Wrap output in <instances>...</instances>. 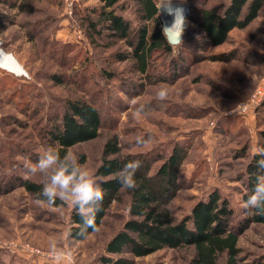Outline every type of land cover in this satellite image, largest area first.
I'll return each instance as SVG.
<instances>
[{"label": "rangeland", "instance_id": "rangeland-1", "mask_svg": "<svg viewBox=\"0 0 264 264\" xmlns=\"http://www.w3.org/2000/svg\"><path fill=\"white\" fill-rule=\"evenodd\" d=\"M226 2L172 0L186 8L182 44L172 45L171 52L173 62L183 65L178 76L168 80L157 63L149 80L132 71V61L115 62L109 55L125 50L122 43L110 49L90 43L80 14L97 6V1L0 0V16L6 25L0 29V51L11 53L28 73V77L15 76L0 68L4 71H0V178H26L24 164L35 163L48 148L45 131L55 114L67 99L82 98L99 109V135L68 152L76 155L91 176L102 145L111 135L116 134L123 154L154 152L155 156L160 151L166 155L174 142H187L190 148L178 173L179 190L170 203L174 219L179 220L208 191L217 189L233 209V223L240 224L245 217L243 186L236 178L246 159L235 155L242 146L247 154L256 152L259 131L264 130V92L247 111L235 109L251 102L252 95L264 88V5L249 26L232 30L222 45L203 47L202 33L191 20L197 9ZM159 4L160 0L157 8L163 31ZM117 8L136 28L134 0H124ZM229 54L234 55L230 61L211 59ZM84 57L91 58L90 64H83ZM98 66L115 76L104 81ZM55 75L61 83L52 79ZM160 87L168 89L164 102L176 103L178 115L164 112L163 104L157 102L136 115L133 100L145 104L156 99ZM138 136L151 137V142L139 146ZM156 166L157 162L152 168ZM27 179L41 183L38 176ZM127 200L112 204L98 231L75 242L67 237L70 204L63 208L38 205L23 188L0 196V264H56L50 251L53 240L65 251L61 264H101L104 244L126 219ZM237 246L239 264H264V226L248 225ZM192 256V248H164L135 258L132 264H189Z\"/></svg>", "mask_w": 264, "mask_h": 264}, {"label": "trees", "instance_id": "trees-1", "mask_svg": "<svg viewBox=\"0 0 264 264\" xmlns=\"http://www.w3.org/2000/svg\"><path fill=\"white\" fill-rule=\"evenodd\" d=\"M95 1L98 2L97 6L80 14L85 34L93 47L110 49L122 43L125 50H114L109 54L115 62L127 59L132 61V71L149 80L152 79L150 71L157 63L163 69L161 75L168 80L178 76L183 64L173 62L171 57L172 45L165 39L158 18V0H134L139 20L136 28L131 27L128 20L117 11V7L124 0ZM263 5L264 0H228L223 5L197 9V15L195 14L191 22L202 33L201 45L216 47L227 41L232 30H242L249 26L259 16ZM122 8L120 6L119 10ZM5 27V17L0 16V29ZM233 57V54H229L211 59L230 61ZM90 62L91 58L84 57L82 63L88 65ZM181 62L186 61L183 59ZM98 67V75L104 81L115 76L113 71ZM51 77L55 82L61 83L58 76ZM154 102L162 103L164 112L169 110L178 115L180 111L177 109L178 105L173 101L170 103V100L161 102L151 99L145 105L152 106ZM100 127V112L94 103L82 98L67 99L63 109L55 114L50 128L45 131L48 148H54L63 156L75 145L96 139ZM258 146H264V130L259 131ZM188 147L190 148L187 142L177 141L166 155L160 151L155 156L154 152L123 154L116 134L104 141L99 164L92 176L104 192L102 208L96 215L97 228H100L112 204H121L125 197L128 200L126 219L104 244L103 255L99 258L101 264H132L135 258L164 248H192L193 256L189 264H239V235L251 223L264 226V214L244 209L245 217L235 226L229 201L217 189H212L194 203L187 214L175 220L170 203L179 190L178 173ZM235 157L246 159L244 170L236 178L243 186L241 200L244 202L253 193L257 177L264 175V171L257 167L256 160L259 157L255 152L247 154L246 146L238 149ZM130 161L140 162L135 174L137 187L134 190H125L118 182L116 174ZM155 162L158 166L152 168ZM17 188H23L34 200L38 197L43 199L39 196L42 191V184L39 182L21 177L8 178L7 175L0 178V196ZM65 206L66 203L57 200L50 207ZM68 216L67 237L70 240L81 242L96 232L89 229L86 238L80 236L81 218L73 207Z\"/></svg>", "mask_w": 264, "mask_h": 264}, {"label": "clouds", "instance_id": "clouds-1", "mask_svg": "<svg viewBox=\"0 0 264 264\" xmlns=\"http://www.w3.org/2000/svg\"><path fill=\"white\" fill-rule=\"evenodd\" d=\"M164 10L167 14L174 16L170 27L163 29L165 39L168 32L177 34L178 43L182 44L180 37L186 24L183 9L173 8L172 0H160L159 12ZM169 95L166 87H160L156 93L157 101H165ZM136 115L145 113L147 105L139 104L133 100ZM151 142V137L138 136L136 143L143 146ZM255 155L258 169L264 171V146L256 148ZM140 167L139 161H130L116 174L121 187L125 190H134L137 187L135 174ZM25 177L38 176L42 184V191L36 200L39 204L52 206L57 200L70 204L81 218L79 235L87 236L89 229L98 231L96 215L102 208L104 192L100 185L92 178L89 171L78 162V158L72 152H66L63 156L52 147L44 150L35 163L24 164ZM245 210H256L258 214H264V175L257 177L253 193L242 205ZM50 251L56 264H61L65 259V251L53 240Z\"/></svg>", "mask_w": 264, "mask_h": 264}, {"label": "water", "instance_id": "water-1", "mask_svg": "<svg viewBox=\"0 0 264 264\" xmlns=\"http://www.w3.org/2000/svg\"><path fill=\"white\" fill-rule=\"evenodd\" d=\"M162 27L163 29L165 28L164 24ZM178 38L181 40L182 35ZM166 40L170 45L178 44L177 34L175 32H168ZM0 68L15 76L28 77L27 71L18 63L17 59L11 53L3 52V55L0 58Z\"/></svg>", "mask_w": 264, "mask_h": 264}, {"label": "built area", "instance_id": "built-area-1", "mask_svg": "<svg viewBox=\"0 0 264 264\" xmlns=\"http://www.w3.org/2000/svg\"><path fill=\"white\" fill-rule=\"evenodd\" d=\"M264 92V88H262L261 90H258L254 95H252V97H251V102H249V103H244V104H239L238 106H237V108L235 109V111H237V112H245V111H247L248 109H249V107H250V105L251 104H254V102H256L257 101V96H261V94ZM251 110V109H250ZM30 251L31 252H33V253H35V254H41L42 252L40 251V250H38V249H31L30 248Z\"/></svg>", "mask_w": 264, "mask_h": 264}, {"label": "bare ground", "instance_id": "bare-ground-1", "mask_svg": "<svg viewBox=\"0 0 264 264\" xmlns=\"http://www.w3.org/2000/svg\"><path fill=\"white\" fill-rule=\"evenodd\" d=\"M172 6H173V8L183 9V15L185 16L186 8L183 4H181V3H174L173 4L172 3ZM162 13H163V21H164L165 27H170L173 23L174 16L167 14V12H165L164 10H162ZM2 55H3V51H0V58L2 57Z\"/></svg>", "mask_w": 264, "mask_h": 264}]
</instances>
